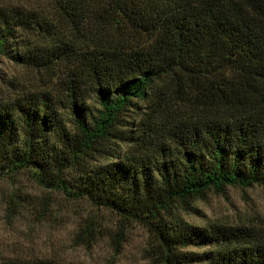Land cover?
Listing matches in <instances>:
<instances>
[{"label":"trees","instance_id":"1","mask_svg":"<svg viewBox=\"0 0 264 264\" xmlns=\"http://www.w3.org/2000/svg\"><path fill=\"white\" fill-rule=\"evenodd\" d=\"M60 1L71 17L96 10L130 41L81 51L63 41L19 47L16 30L45 25L25 8H0V56L36 69L53 60L69 67L55 91L0 103V172L31 170L45 188L140 224L160 264H264V241L246 229L166 217L211 190L264 188V0ZM163 79H181L198 116L162 130L145 123L154 110L127 120ZM117 142L130 153L115 151ZM78 237L94 234L86 228ZM0 264L53 263L0 256Z\"/></svg>","mask_w":264,"mask_h":264},{"label":"rangeland","instance_id":"2","mask_svg":"<svg viewBox=\"0 0 264 264\" xmlns=\"http://www.w3.org/2000/svg\"><path fill=\"white\" fill-rule=\"evenodd\" d=\"M62 5L60 0H0V8H25L45 25L44 31L16 30L14 41L19 47L32 45L46 50L63 41L73 50L81 51L115 40H129L106 27V20L100 18L101 13L96 15V10L84 16L74 13L75 17H71L64 13ZM52 62L48 68L36 69L0 56V103L29 92L55 91V80L63 78L69 67L65 62ZM149 92L146 102L134 103L126 114L127 120L136 115L145 120L146 114L154 110L150 121L145 123H153V127L162 130L168 127L167 123L173 125L198 116L190 108L189 93L181 79H163ZM87 105L97 107L92 97ZM110 145L124 155L131 151L125 142ZM36 175L31 170L0 172L1 257L53 264H160L157 243L140 224L123 221L114 212L94 207L85 199H69L57 188H45ZM166 217L200 229L243 228L263 242L264 188L254 185L228 186L219 193L211 190L190 201L186 208L176 206ZM86 228L94 234L88 242L78 237ZM217 249V246L188 247L184 251L200 254Z\"/></svg>","mask_w":264,"mask_h":264}]
</instances>
